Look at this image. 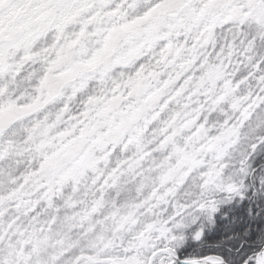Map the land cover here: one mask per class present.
Masks as SVG:
<instances>
[{"label": "snow or ice", "instance_id": "1", "mask_svg": "<svg viewBox=\"0 0 264 264\" xmlns=\"http://www.w3.org/2000/svg\"><path fill=\"white\" fill-rule=\"evenodd\" d=\"M0 264H264V0H0Z\"/></svg>", "mask_w": 264, "mask_h": 264}]
</instances>
